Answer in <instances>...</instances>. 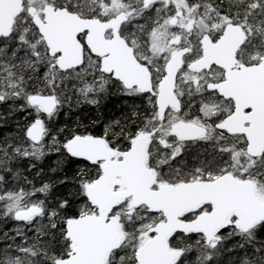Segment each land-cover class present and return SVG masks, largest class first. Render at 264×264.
I'll return each mask as SVG.
<instances>
[{
  "label": "snow or ice",
  "instance_id": "6c2138e0",
  "mask_svg": "<svg viewBox=\"0 0 264 264\" xmlns=\"http://www.w3.org/2000/svg\"><path fill=\"white\" fill-rule=\"evenodd\" d=\"M0 122V264H264V0H0Z\"/></svg>",
  "mask_w": 264,
  "mask_h": 264
},
{
  "label": "trees",
  "instance_id": "16d2710c",
  "mask_svg": "<svg viewBox=\"0 0 264 264\" xmlns=\"http://www.w3.org/2000/svg\"><path fill=\"white\" fill-rule=\"evenodd\" d=\"M121 103L122 101L119 97L111 96L106 101L103 102V105L99 110H96L93 106H86L83 107L81 111L70 113L68 117H66L65 114L62 113L57 118V122L58 124L67 123L69 126H71L75 121L76 116H80L81 120L84 123H87L88 121L93 119H100V121L102 122L103 120L109 118L113 114H117ZM6 122L11 123V120ZM58 124L56 126H58ZM54 159H55L54 156L51 157L50 159H46L45 164L51 163V161Z\"/></svg>",
  "mask_w": 264,
  "mask_h": 264
}]
</instances>
